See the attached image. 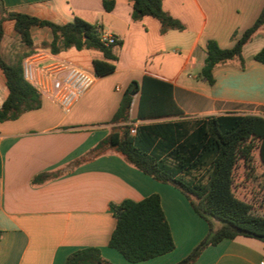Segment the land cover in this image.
<instances>
[{
	"label": "crops",
	"instance_id": "crops-1",
	"mask_svg": "<svg viewBox=\"0 0 264 264\" xmlns=\"http://www.w3.org/2000/svg\"><path fill=\"white\" fill-rule=\"evenodd\" d=\"M2 2L7 12L60 25L83 18L115 35L122 46L117 50L115 71L98 77L71 112H63L42 96L40 109L0 122V264H66L71 253L87 247L99 248L111 264H175L187 257L207 236L208 223L179 190L131 167L115 153L99 156L43 185L32 186L31 181L39 173L66 167L109 135L115 125L108 122L124 92L134 81L141 84L145 76L170 82L174 100L186 116L236 113L264 117V65L255 60L264 47L262 31L243 48L244 69L238 62H228L215 67L213 85L197 78L207 57V41L232 48L236 42L233 35L240 37L254 24L264 0H163L164 9L186 26L183 32L165 34L153 17L133 21L129 0H117L111 12L104 10L103 0ZM3 28L2 56L12 63L24 47L14 21L5 20ZM31 36L36 46L52 40L47 27H33ZM38 54L53 56L45 49ZM60 54L82 67L89 63V70H93V58L101 57L76 49ZM7 96L6 78L0 68V107ZM139 100L137 93L131 108L137 126L151 122L138 119ZM155 193L161 197L176 247L163 256L131 263L109 247L116 226L111 204L141 201ZM262 261L264 243L241 237L209 246L194 264Z\"/></svg>",
	"mask_w": 264,
	"mask_h": 264
},
{
	"label": "trees",
	"instance_id": "trees-1",
	"mask_svg": "<svg viewBox=\"0 0 264 264\" xmlns=\"http://www.w3.org/2000/svg\"><path fill=\"white\" fill-rule=\"evenodd\" d=\"M132 19L148 16L161 23V33L183 32L186 26L164 9L163 0H129ZM117 0H103L106 12L114 10ZM0 68L6 78L8 96L0 107V122L15 120L25 112L40 109L42 95L24 77V60L39 50L53 55L76 49L100 54L93 58V71L98 77L112 74L119 60L121 41L112 45L101 42V25L83 18L63 25L36 16L7 12L0 0ZM14 21L15 30L24 47L18 58L7 62L1 52L4 38L3 23ZM33 27H47L51 41L36 46L31 36ZM264 34V6L254 24L240 37L233 35L235 44L224 49L215 40L206 43L207 57L197 75L213 85V71L220 64L238 62L245 68L243 48L253 36ZM264 65V47L255 55ZM133 93V94H132ZM140 93L136 133L130 129L134 95ZM115 127L109 135L84 155L55 171L33 177L32 186H40L71 173L77 167L112 152L131 167L154 180L179 190L197 215L209 225L207 236L191 253L175 264H194L209 246L224 240L253 238L264 243V117L250 114L189 117L176 104L173 85L160 78L145 76L139 84L132 82L120 105L108 122ZM116 220L109 247L120 252L131 263L148 261L172 252L176 245L170 224L162 207L161 197L151 194L141 201L124 200L111 204ZM3 231L0 230V240ZM66 264H111L96 247L71 253Z\"/></svg>",
	"mask_w": 264,
	"mask_h": 264
},
{
	"label": "built area",
	"instance_id": "built-area-1",
	"mask_svg": "<svg viewBox=\"0 0 264 264\" xmlns=\"http://www.w3.org/2000/svg\"><path fill=\"white\" fill-rule=\"evenodd\" d=\"M100 38L107 46L119 40L104 29L100 31ZM23 71L26 81L65 113L71 112L76 103L95 85L98 78L93 70L74 64L62 55L44 58L42 54L37 53L29 56L24 60ZM136 129L137 124H133L130 129L132 135L136 133ZM260 264H264V261Z\"/></svg>",
	"mask_w": 264,
	"mask_h": 264
},
{
	"label": "rangeland",
	"instance_id": "rangeland-1",
	"mask_svg": "<svg viewBox=\"0 0 264 264\" xmlns=\"http://www.w3.org/2000/svg\"><path fill=\"white\" fill-rule=\"evenodd\" d=\"M75 59H77V58H75ZM83 67L90 69L91 65L89 63H86V64H84Z\"/></svg>",
	"mask_w": 264,
	"mask_h": 264
},
{
	"label": "water",
	"instance_id": "water-1",
	"mask_svg": "<svg viewBox=\"0 0 264 264\" xmlns=\"http://www.w3.org/2000/svg\"><path fill=\"white\" fill-rule=\"evenodd\" d=\"M133 94V93H132Z\"/></svg>",
	"mask_w": 264,
	"mask_h": 264
}]
</instances>
